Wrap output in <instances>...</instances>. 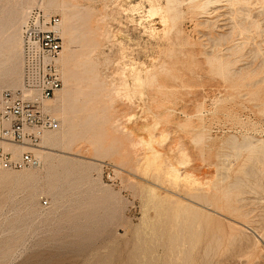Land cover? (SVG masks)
Instances as JSON below:
<instances>
[{
    "label": "rangeland",
    "instance_id": "obj_1",
    "mask_svg": "<svg viewBox=\"0 0 264 264\" xmlns=\"http://www.w3.org/2000/svg\"><path fill=\"white\" fill-rule=\"evenodd\" d=\"M67 1L82 11L92 9L93 18L84 27L97 30L101 47L91 57L104 62L99 75L110 85L101 102L90 101L84 112L101 110L100 123L85 129L74 150L54 148L51 153L74 160L79 167L75 177L89 174V183L82 185L89 189L86 194L109 195L98 220L104 230L91 243L66 252L71 238L62 232L50 241L53 230L46 225L27 238L22 258L10 264L27 257L26 264H86L99 254L110 256L108 264H167L168 244L180 237V257L183 251L190 254L186 264H264V150L255 140L264 141V0H239L232 7L219 0L205 9L193 5L206 0H180L173 25L162 18L166 0ZM14 2L0 0V12ZM240 27L252 33H240ZM69 48L79 50L80 45ZM163 62L171 70L158 76L162 89L147 77ZM6 65L2 61L0 68ZM94 127L120 134L122 143L98 154L89 144ZM151 137L167 165L143 144ZM169 165L200 184L170 179ZM238 181L244 187L235 185ZM0 195V209L12 216L13 205L1 203L6 192ZM25 196L16 205L21 216L28 213ZM37 203L48 209L51 197L41 194ZM6 238L0 235V246Z\"/></svg>",
    "mask_w": 264,
    "mask_h": 264
},
{
    "label": "bare ground",
    "instance_id": "obj_2",
    "mask_svg": "<svg viewBox=\"0 0 264 264\" xmlns=\"http://www.w3.org/2000/svg\"><path fill=\"white\" fill-rule=\"evenodd\" d=\"M190 1L193 3L199 2L197 0ZM213 1L217 2L219 0H206L203 3L201 2V4H196L193 6L205 9L207 5H209ZM226 1L232 4L230 7H232L233 4L239 2V0ZM180 2V0H166V7L164 8L165 11L162 18L164 20H167L168 18V21H170V23L172 22V25L174 23V19L178 15L176 6H178ZM33 7H39L47 14L59 13L62 18L61 34L63 39H65V44L63 42L64 47L60 57V71L63 85L62 88L58 92H56L54 98L46 102L44 107L46 112L51 113L55 118L58 119L59 128L55 131L45 132L42 136L40 144L36 148L32 149H28L24 146H17L0 142V145L6 151H11L16 157L24 151L31 150L35 157L39 160L40 164V166L38 164L37 167L34 166L29 169H22V171L20 172H16L15 170H7L0 167V184H4L6 182L11 183L12 181H15V183L10 184L9 186H0V191L3 190V194L6 192V198L1 199V203L12 204L13 208L11 210L14 212L12 216L8 217L3 213V208L0 209V235H7V238L2 241V246H0V258L3 260L2 262H0V264H10L18 258H22L24 252L21 251V247L23 244H25L27 238L31 237V235H35L37 231H39L46 225L49 228L51 227V229L53 230V235L51 236L50 241H56L58 239L56 237H59L60 233L62 232L64 236L71 238V241L65 242L66 252L68 248H71L73 250L74 245L79 248L81 245L91 243L92 240L95 239V237L102 233L104 230L103 225L98 220L101 216V210L107 208L105 206L106 200H109L110 198L107 194L101 197H94L93 192L92 195L86 194L89 189L87 188L86 190H84L82 188V185L83 181L89 183V174L86 173L82 178L75 177L74 172L79 168L78 166H75V161L69 159L68 157H61V155L51 153L54 148H59L62 150V152L71 151L72 149L74 150L73 147L77 144V139L84 138L86 136L85 134L87 131L85 129L88 130L89 128H91V125L95 124V122L96 124L100 123L99 115L101 114V110L94 111L93 113L88 112L89 114H84V112L86 110V105L88 103L90 105V101H100L102 98H104V95H107L109 91L108 86L110 84L99 75V73L101 74V72H99L100 68L103 66L104 62L102 61V64L98 60H94L96 58L93 59V57H91V55L101 47V43L95 40L97 30H87L86 27H84V24L87 25V23L93 18V11L91 8H86L82 11V9H80L77 5H70L67 0H16V2L9 6V8H7L5 11L0 12V63L2 61L7 62L4 70L0 68V91H3L5 89L16 91L22 88L20 29L27 13L31 9H33ZM233 8L235 9V6ZM160 9L162 10L163 8L161 7ZM235 11H233V13ZM236 13L234 14L236 15ZM232 17H234V15ZM236 25L238 24H235L232 27H235ZM238 28L239 27H237V29ZM247 29L242 27L240 33L243 30ZM250 29H252L251 26ZM176 32L178 33L177 30ZM220 36L222 37L230 35L221 34ZM225 38L226 37H224L223 40ZM245 42L249 43V41L246 40ZM72 43H78L80 45V49L75 51L71 50L69 48V45ZM241 45H243V43H241ZM257 49L259 50L260 48L257 47ZM254 52L255 55H257V53L262 54L261 51V53H259V51L257 53L256 51ZM221 58L222 57L220 56V59ZM153 70H151V72ZM170 70L171 66L169 62H163L159 66L158 70L156 72H153L152 74L151 72H149V69L148 72L150 73V76H148L147 78H149L151 81L149 82L148 80L147 82L153 83L155 85V82L158 83V76ZM144 82L147 83L146 81ZM158 84V88L164 87L163 83ZM146 85H148V83ZM102 103L101 105H103ZM99 107L101 108V106ZM183 124L184 123H180V125ZM187 125H189L188 122L184 124V126ZM94 128L95 129L92 130L91 136L89 137V144L94 146L95 151L98 154H100V152L103 150V153L105 154L110 153L120 143H122V137L120 134H107L106 131L100 130V128ZM255 140L261 142L260 148L264 150V141H262V139ZM155 143H157V141L153 137H151L143 144H145L149 149L152 150V152L150 153L155 158L157 157L158 159H162V161L167 165V159H163V155H161L158 150H155ZM253 143L256 142L253 141ZM105 144H107V147ZM167 168V175L172 180H185L192 181L195 184H200V182L196 180L192 174L185 173L184 175H181L173 165H169L167 166ZM87 170L89 171V168H87ZM235 185L244 187L242 181H238ZM83 193L85 194L81 196L80 194ZM23 194H26V196L22 199V202L25 203L28 211L26 216H21L16 206L18 205L20 200L19 196ZM41 194H45L51 197L50 208H38L37 201L38 197H40ZM64 200L67 201L64 203ZM62 207H66V211L59 212ZM259 229L262 228L260 227ZM263 229L262 231H264ZM182 234L183 232L180 230L179 235L182 236ZM255 240L257 239L255 238ZM141 242L143 241L141 240ZM182 244V237L170 240L168 244L169 255L165 260L167 264H186L188 262L190 257L188 251H183V255L182 257H180V254L182 253ZM78 248H76V250ZM173 252V259L170 262L168 261V259L171 257V253ZM109 258L110 256L99 254L96 258V261L88 262L86 264H108ZM179 258L181 259V261H177V259ZM27 259H30V257H27L25 260L23 259L22 263L19 264H26ZM131 264L142 263L133 262Z\"/></svg>",
    "mask_w": 264,
    "mask_h": 264
},
{
    "label": "built area",
    "instance_id": "obj_3",
    "mask_svg": "<svg viewBox=\"0 0 264 264\" xmlns=\"http://www.w3.org/2000/svg\"><path fill=\"white\" fill-rule=\"evenodd\" d=\"M63 50L61 19L31 9L21 27L22 88L0 91V142L36 148L45 132L59 128V121L44 107L63 85L60 57ZM31 150L14 156L0 145V167L22 170L37 166Z\"/></svg>",
    "mask_w": 264,
    "mask_h": 264
}]
</instances>
